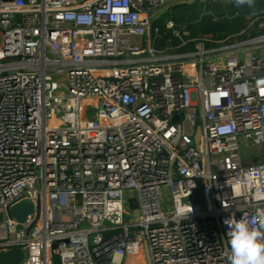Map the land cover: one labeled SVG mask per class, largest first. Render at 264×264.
I'll return each instance as SVG.
<instances>
[{"label": "built area", "instance_id": "obj_1", "mask_svg": "<svg viewBox=\"0 0 264 264\" xmlns=\"http://www.w3.org/2000/svg\"><path fill=\"white\" fill-rule=\"evenodd\" d=\"M206 1L222 0H0L13 264H130L143 249L146 264H229L224 221L264 219V9L224 39L168 19L180 43L154 46L157 8Z\"/></svg>", "mask_w": 264, "mask_h": 264}, {"label": "trees", "instance_id": "obj_2", "mask_svg": "<svg viewBox=\"0 0 264 264\" xmlns=\"http://www.w3.org/2000/svg\"><path fill=\"white\" fill-rule=\"evenodd\" d=\"M178 8H181L183 13L188 14L185 18L180 14L172 15V20L176 23L180 19H183V23L186 22V26L184 27L185 31L180 27V30L178 29L183 38L191 39L200 34L210 33L215 39H224L230 36H236L241 32L248 23L249 14L253 11L264 9V0H255L253 7H248L247 5L238 7L234 0H222L206 1L203 3H181L178 5ZM187 32L188 34H186ZM166 35H172V38H178L172 34L171 29L165 28L164 26V32L161 29V37ZM158 39L157 43H161V40ZM169 44L175 45L177 43L165 42L164 46L161 44V47L168 46Z\"/></svg>", "mask_w": 264, "mask_h": 264}, {"label": "clouds", "instance_id": "obj_3", "mask_svg": "<svg viewBox=\"0 0 264 264\" xmlns=\"http://www.w3.org/2000/svg\"><path fill=\"white\" fill-rule=\"evenodd\" d=\"M240 7H253L255 0H234ZM227 226L230 252L229 264H264V219L258 226H253L243 218L237 220L234 216L224 221Z\"/></svg>", "mask_w": 264, "mask_h": 264}, {"label": "rangeland", "instance_id": "obj_4", "mask_svg": "<svg viewBox=\"0 0 264 264\" xmlns=\"http://www.w3.org/2000/svg\"><path fill=\"white\" fill-rule=\"evenodd\" d=\"M173 5L174 4H172V5H166V6H160V8H157V15H158L157 22L159 23L160 27L162 28V32H164V24H165V22L168 19H173L172 18V15H175V14L176 15H179L180 14L184 18L188 16L187 13H183L182 12V9L181 8H178V6L174 7ZM182 20L183 19H180L177 23L174 20H172L173 23H174V28H176V30H178V29L180 30V28L184 30V27L186 26V22L183 23ZM186 34H188V32ZM172 37H173L172 35L171 36H169V35L163 36L160 39H158V40H161L160 41L161 43H157L158 42L157 41V42L154 43V46L156 48H158V49H162L164 47H161V44L164 46L165 42H167V43H177V44L180 43V39H178V38H172ZM135 41L137 43H140V44L143 43V40H141V39H136ZM189 46H190V42H188L185 45L186 48H188ZM257 151H259V149L255 148L253 146L243 147L241 149V154H242L243 157H248V156L254 154ZM260 158H261V156L258 154V156L255 158V160H259ZM140 253L143 255V260L138 258V259H136L135 262H133L132 259H127L126 261L128 263H130V264L131 263L132 264H146V262H145V260H146V258H145V249H143V251L140 252Z\"/></svg>", "mask_w": 264, "mask_h": 264}, {"label": "water", "instance_id": "obj_5", "mask_svg": "<svg viewBox=\"0 0 264 264\" xmlns=\"http://www.w3.org/2000/svg\"><path fill=\"white\" fill-rule=\"evenodd\" d=\"M178 5H180V3L174 4L173 6L176 7ZM128 202L131 207H135L136 205L135 199L129 198ZM36 209L38 215V211H39L38 204L36 206ZM32 210H33V205L30 202L22 201L12 206L9 210V214L14 216L21 224V222L25 219L26 214L31 212ZM83 224L85 225L86 223L84 222ZM19 227H21V225H19ZM26 232H28V230ZM19 257H20V253L16 251L0 252V264H13Z\"/></svg>", "mask_w": 264, "mask_h": 264}, {"label": "crops", "instance_id": "obj_6", "mask_svg": "<svg viewBox=\"0 0 264 264\" xmlns=\"http://www.w3.org/2000/svg\"><path fill=\"white\" fill-rule=\"evenodd\" d=\"M159 50H162V52H164V48H162V49H159ZM139 258L143 260V256H142V254H141V253H140V255H139Z\"/></svg>", "mask_w": 264, "mask_h": 264}, {"label": "bare ground", "instance_id": "obj_7", "mask_svg": "<svg viewBox=\"0 0 264 264\" xmlns=\"http://www.w3.org/2000/svg\"><path fill=\"white\" fill-rule=\"evenodd\" d=\"M132 264V263H131Z\"/></svg>", "mask_w": 264, "mask_h": 264}]
</instances>
